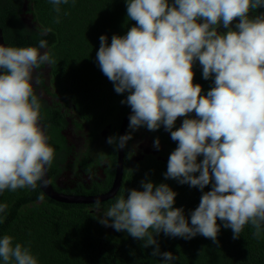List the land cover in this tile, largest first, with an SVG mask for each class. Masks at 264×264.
I'll list each match as a JSON object with an SVG mask.
<instances>
[{
  "label": "clouds",
  "instance_id": "obj_1",
  "mask_svg": "<svg viewBox=\"0 0 264 264\" xmlns=\"http://www.w3.org/2000/svg\"><path fill=\"white\" fill-rule=\"evenodd\" d=\"M59 12L68 0H50ZM127 17L136 21L126 34L99 37L98 65L122 104L131 108L128 128L157 130L163 125L178 142L167 161L165 178L202 190L198 206L186 218L173 207L177 193L167 184L141 179L142 190L103 207L98 220L153 247L161 264H173L160 251L154 234L190 239L197 234L217 242L221 225L238 238L246 224L264 234V0H126ZM235 18L238 20L233 26ZM59 22V18H57ZM223 25L227 31L220 32ZM51 28H42L46 34ZM44 50L43 52L41 50ZM47 41L39 46L0 44V193L46 185L55 150L40 120L41 98L34 89L35 70L52 63ZM214 86L202 94L193 83L194 62ZM195 112V117L188 116ZM178 117H184L174 129ZM131 132L109 136L124 149ZM118 141V143H117ZM159 148V139L154 140ZM202 159L198 162V156ZM195 173H199L195 175ZM211 183L209 191H203ZM8 207L0 203V214ZM0 215V223L4 220ZM152 231H149V230ZM0 237L4 264H39L29 247Z\"/></svg>",
  "mask_w": 264,
  "mask_h": 264
},
{
  "label": "trees",
  "instance_id": "obj_2",
  "mask_svg": "<svg viewBox=\"0 0 264 264\" xmlns=\"http://www.w3.org/2000/svg\"><path fill=\"white\" fill-rule=\"evenodd\" d=\"M18 3L17 7L21 6ZM33 4L41 28L51 31L32 34L20 30L18 20L8 18L10 5L0 0V22L11 21L8 27H12V33L7 34V24L3 25L5 44L38 47L41 39L46 40L54 80L95 129L102 128L117 113L128 112L129 105L121 103L128 93L115 92L113 82L102 73L96 59L102 34L110 44L113 34L124 35L136 24L127 17L126 0H68L59 5V12L50 0H34ZM166 171L167 163L156 158L137 164L126 172L115 199L126 197L127 189L142 190L141 179L167 183L177 193L173 207H183L190 223V212L198 206L202 190L165 178ZM210 189L211 183L203 191ZM0 203L8 205L0 214L5 217L0 223V237L10 235L13 245L29 247L39 264H161L162 257L151 255L154 245L144 247V241L133 238L126 230L105 227L97 218L95 206L54 201L39 185L35 189H6L0 193ZM217 223L221 225L217 242L201 234L185 239L160 232L154 237L161 252L173 253V264H264V234L257 237L254 227L246 224L234 239L231 228L223 227L219 218ZM0 264L4 262L0 260Z\"/></svg>",
  "mask_w": 264,
  "mask_h": 264
},
{
  "label": "flooded vegetation",
  "instance_id": "obj_3",
  "mask_svg": "<svg viewBox=\"0 0 264 264\" xmlns=\"http://www.w3.org/2000/svg\"><path fill=\"white\" fill-rule=\"evenodd\" d=\"M3 1L11 8V11L7 13L10 16L8 18H16L22 27L20 30L25 29L32 34H40L42 28L38 17L35 16L34 0ZM17 1H20L21 6L17 7L19 5ZM260 13H264V7L250 11L249 15ZM237 20L238 18L234 19L233 26ZM0 24L3 37L4 24H7L5 33H12L10 30L12 27H8L11 21L0 22ZM218 31L225 32L227 28L220 25ZM192 70L194 72L193 83H199L202 87V94H206L214 86L212 77L203 78L202 65L199 61L194 62ZM35 73L34 89L41 98L42 104L40 122L48 137V143L55 150L54 159L47 168L52 190L68 197L99 198L108 194L114 184L118 148L108 144L107 138L120 136L122 121L127 112L117 113L116 117L102 128L95 129L94 124L88 123L83 118L80 108H77L71 97L62 93L61 86L54 80L49 64L41 65ZM188 116L194 118L195 112L189 113ZM183 119L184 117L177 118L173 130L181 126ZM128 125L129 121L124 133L131 132V139L122 151L123 173L120 186L112 198L100 201L102 206H110L116 200L115 198L121 192L126 172H130L137 164L145 163L151 158L167 163L170 153L177 147V141L171 138L170 131L166 130L163 125L157 130H149L146 126H141L135 131L129 129ZM156 138L159 139L158 149L154 147ZM202 158L198 156V162ZM83 205L95 206V203Z\"/></svg>",
  "mask_w": 264,
  "mask_h": 264
},
{
  "label": "water",
  "instance_id": "obj_4",
  "mask_svg": "<svg viewBox=\"0 0 264 264\" xmlns=\"http://www.w3.org/2000/svg\"><path fill=\"white\" fill-rule=\"evenodd\" d=\"M0 44L6 45L5 42H4V39H3L1 28H0ZM130 114H131V108H129L128 112L126 113V115L123 118L122 126H121V129H120V135H124L125 134L124 130H125L126 124L129 121ZM41 125H42V123H41ZM42 127H43V125H42ZM43 129H44V127H43ZM176 143L178 144V142H176ZM122 151H123V149H118V158H117V165H116V173H115V178H114V184H113L112 189L106 195H103V196H101L99 198L98 197L92 198V197H82V196H76V197L75 196H71V197H68V196H65V195L58 194V193L54 192L52 190L51 186H50L49 179H48V174H47L48 171H46V175H45V180L47 181V183H46L45 186L42 185V187L39 185L40 189L50 199H52L54 201H57V202H60V203H67V204H92L96 200L104 201V200L110 199L117 192L118 187L120 186L121 179H122V173H123Z\"/></svg>",
  "mask_w": 264,
  "mask_h": 264
}]
</instances>
